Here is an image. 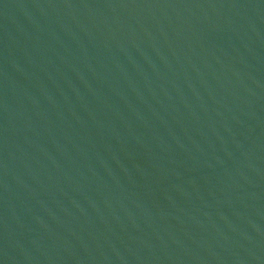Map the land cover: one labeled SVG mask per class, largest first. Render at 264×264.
<instances>
[{"label": "water", "instance_id": "1", "mask_svg": "<svg viewBox=\"0 0 264 264\" xmlns=\"http://www.w3.org/2000/svg\"><path fill=\"white\" fill-rule=\"evenodd\" d=\"M0 264H264V0H0Z\"/></svg>", "mask_w": 264, "mask_h": 264}]
</instances>
